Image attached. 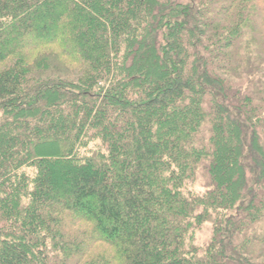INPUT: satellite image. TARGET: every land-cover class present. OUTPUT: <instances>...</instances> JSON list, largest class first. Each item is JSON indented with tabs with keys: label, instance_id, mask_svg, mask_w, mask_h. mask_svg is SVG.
Instances as JSON below:
<instances>
[{
	"label": "trees",
	"instance_id": "16d2710c",
	"mask_svg": "<svg viewBox=\"0 0 264 264\" xmlns=\"http://www.w3.org/2000/svg\"><path fill=\"white\" fill-rule=\"evenodd\" d=\"M0 264H264V0H0Z\"/></svg>",
	"mask_w": 264,
	"mask_h": 264
},
{
	"label": "rangeland",
	"instance_id": "374dc122",
	"mask_svg": "<svg viewBox=\"0 0 264 264\" xmlns=\"http://www.w3.org/2000/svg\"><path fill=\"white\" fill-rule=\"evenodd\" d=\"M26 171L28 173H32L33 169L32 168H28L26 169ZM201 181L198 182L195 186H194V189L197 190V191H201L203 188L201 187ZM224 183L222 182V185ZM210 235V224L209 223H206L205 225H202L201 228H199L198 230H196L195 232V240L197 243L199 244H202L204 243L208 237Z\"/></svg>",
	"mask_w": 264,
	"mask_h": 264
}]
</instances>
